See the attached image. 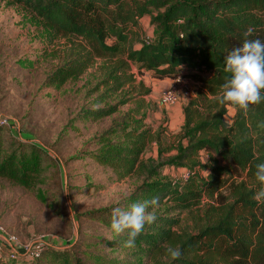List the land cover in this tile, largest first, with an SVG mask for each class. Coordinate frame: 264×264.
I'll return each mask as SVG.
<instances>
[{
  "label": "trees",
  "instance_id": "obj_1",
  "mask_svg": "<svg viewBox=\"0 0 264 264\" xmlns=\"http://www.w3.org/2000/svg\"><path fill=\"white\" fill-rule=\"evenodd\" d=\"M9 1L33 11L46 31L82 40L86 53L68 59L55 70L48 79L50 85L78 77L94 57L111 59L123 53L140 70L157 78L183 75L202 83L204 91L199 93L198 100L184 106L177 145L165 162L143 160L151 131L136 135L142 124L130 116L127 121H114L106 131L110 137L122 134L123 141L112 142L106 135L102 138L104 146L95 156L99 164L113 168L120 178L133 173L148 174L131 196L129 208L157 199L158 204H149L146 211L164 205L166 212L191 213L199 209L202 197L211 202L205 208V218L199 214L194 219L195 233L177 229L181 226L179 219L156 215L155 222L146 224L136 238L126 264H264V202L253 198L260 189L255 177L257 165L264 163V100L249 105L246 112L236 109L230 124L226 121L228 104L210 99L220 93L227 79L225 56L245 39L264 42V0ZM145 16L150 18L153 28L147 35L150 40L146 37L134 48L129 45L132 27ZM248 29L252 32L245 36ZM110 75L114 79V73ZM120 86L122 83L116 88ZM200 103L203 108L206 103L213 104L207 107L208 116L198 110ZM115 111L116 107L111 106L88 110L86 115L100 119ZM2 134L0 126V179L28 189L40 186L43 162L54 158L45 156L35 143L11 139L6 146ZM203 152L216 157L214 165L202 164ZM164 166L187 169L189 177L179 182L161 179L159 169ZM196 167L204 168L206 176H201ZM38 195L45 199L41 189ZM167 247H179L181 257L172 260ZM50 252L48 264H84L71 247L56 248L52 244H46V249L38 257H30V261L9 258L0 259V264H42V258ZM24 255L28 254L20 257Z\"/></svg>",
  "mask_w": 264,
  "mask_h": 264
},
{
  "label": "rangeland",
  "instance_id": "obj_2",
  "mask_svg": "<svg viewBox=\"0 0 264 264\" xmlns=\"http://www.w3.org/2000/svg\"><path fill=\"white\" fill-rule=\"evenodd\" d=\"M152 30L150 18L143 17L132 27L129 45L140 46ZM81 42L80 38L46 31L33 11L0 0V126L4 144H11V139L35 143L45 156L54 158L45 159L43 182L33 189L0 179V259L30 261L31 254L13 258L9 249L19 254L37 248L42 251L46 249V245L40 246L44 241L56 248L71 247L84 264H126L132 248L124 247L126 233L116 236L111 231L112 209L127 210L131 196L148 174L120 178L113 168L99 164L95 156L104 146L102 138L106 135L112 142L123 141L122 134L110 137L106 131L114 121H127L130 116L142 124L136 135L151 131L143 160L155 159L161 164L177 145L184 106L198 100L204 91L201 82L185 76L189 94H180L176 104L166 106L161 103V95L175 78L160 79L140 70L125 53L111 59L94 57L78 77L50 85L48 79L55 70L68 59L86 53ZM119 83L122 86L116 88ZM212 105L206 103L203 108L200 103L197 108L208 116L207 107ZM111 106L116 107L111 116L94 119L86 115L88 110ZM226 107V121L232 124L237 110L230 104ZM200 157L203 165H214L216 157L207 152ZM196 171L206 176L204 168L196 167ZM159 174V178L175 182L189 177L187 169L166 166L159 169ZM38 189L45 193V199L40 198ZM210 203L204 196L199 209L191 213L166 212L164 205L152 211L157 216L179 219L181 226L177 229L194 232V219L199 214L205 218ZM51 256L52 252L45 255L42 264H48ZM147 261L145 256L144 263Z\"/></svg>",
  "mask_w": 264,
  "mask_h": 264
},
{
  "label": "clouds",
  "instance_id": "obj_3",
  "mask_svg": "<svg viewBox=\"0 0 264 264\" xmlns=\"http://www.w3.org/2000/svg\"><path fill=\"white\" fill-rule=\"evenodd\" d=\"M251 32L252 29H248L245 36ZM224 62L227 79L214 99L222 105L230 104L245 112L249 105L261 103L264 100V42L260 39H245L241 46L225 56ZM255 177L260 189L253 198L257 202H264V163L257 165ZM149 204L157 205L158 200L135 203L127 210L120 207L112 209L111 231L116 236L127 234L124 247L134 248L136 238L143 232L145 225H151L157 219L154 211H146ZM166 251L172 260L182 255L179 247H167Z\"/></svg>",
  "mask_w": 264,
  "mask_h": 264
},
{
  "label": "built area",
  "instance_id": "obj_4",
  "mask_svg": "<svg viewBox=\"0 0 264 264\" xmlns=\"http://www.w3.org/2000/svg\"><path fill=\"white\" fill-rule=\"evenodd\" d=\"M147 40L149 41L150 38L147 37ZM182 77V78H181ZM183 75H178L174 81L171 83V85L162 93L161 95V103L166 105V106H172L176 104L179 99H180V94L183 96H187L189 94V80L184 79ZM189 174V173H188ZM184 178H187V175L184 176ZM3 231V228L0 227V232ZM13 243V241H11ZM40 246H45L46 242L40 243ZM1 248V245H0ZM11 256L13 258H16V255L18 254V251L16 249H10ZM41 251L37 248L36 250L31 249L30 253H25V254H31L32 257H38L40 255Z\"/></svg>",
  "mask_w": 264,
  "mask_h": 264
}]
</instances>
